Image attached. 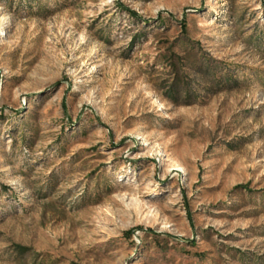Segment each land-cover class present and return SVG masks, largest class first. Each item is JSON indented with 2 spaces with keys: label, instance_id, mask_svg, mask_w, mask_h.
<instances>
[{
  "label": "rangeland",
  "instance_id": "rangeland-1",
  "mask_svg": "<svg viewBox=\"0 0 264 264\" xmlns=\"http://www.w3.org/2000/svg\"><path fill=\"white\" fill-rule=\"evenodd\" d=\"M0 264H264V0H0Z\"/></svg>",
  "mask_w": 264,
  "mask_h": 264
},
{
  "label": "trees",
  "instance_id": "trees-1",
  "mask_svg": "<svg viewBox=\"0 0 264 264\" xmlns=\"http://www.w3.org/2000/svg\"><path fill=\"white\" fill-rule=\"evenodd\" d=\"M122 6H123L122 3H120L117 7L118 8H122Z\"/></svg>",
  "mask_w": 264,
  "mask_h": 264
}]
</instances>
